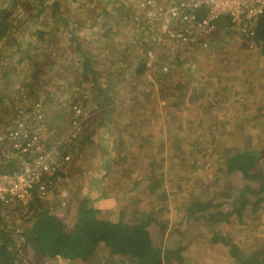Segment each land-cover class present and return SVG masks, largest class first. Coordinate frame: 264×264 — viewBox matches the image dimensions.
Segmentation results:
<instances>
[{
    "label": "rangeland",
    "instance_id": "1",
    "mask_svg": "<svg viewBox=\"0 0 264 264\" xmlns=\"http://www.w3.org/2000/svg\"><path fill=\"white\" fill-rule=\"evenodd\" d=\"M56 1H60V8L68 14L69 28L75 29L78 43L93 55L92 70H97L99 83L109 86L112 79L124 81L125 85L120 86L121 92L112 103L103 106L96 94H92L93 99H88L83 110L80 107L82 100L73 104L75 94L68 86L73 83L76 91L87 96L94 81L90 75L81 87L76 84L78 70H81L77 66L82 61L74 58L66 48L72 43V36L61 34L58 17L52 16ZM137 1L40 0V4H36L33 0H0V8L11 9L15 5L11 21H14L16 31L15 40L9 39L11 33L7 40L0 42L1 54L11 60L10 66L0 65V100L3 97L6 101L0 102V132L21 111L28 114L31 102L38 100L34 92L24 93L29 76L31 84L41 87L40 96L47 108L48 130L45 134L50 141H62L72 130L75 105L79 104L82 110L78 139L72 145L68 144L71 160L55 182L50 198L43 201L52 214L72 226L85 199L99 210L101 218H109L114 223L129 224L137 215L148 219L152 214L158 220L166 219L165 227L154 221L149 223L147 230L153 243L166 251L182 249V261L173 264H243L249 259L252 262L262 259L264 263L263 256H254L264 254V212L251 209L252 213L244 214L242 219L235 213L241 204L238 202L240 192L250 190L249 198L254 202L257 196L252 193L264 180V94L256 93V86L264 88V58L259 56L258 49H248L235 33L226 30L222 31L212 51L210 48L197 53L196 49L180 48L184 51L176 54L186 61V71L175 73V79L181 82L186 105L181 109L183 104L177 100L179 105L175 108L171 105L168 109L159 101L162 97L172 96V89L163 94L155 84L154 74L150 76L149 71L136 77L135 68L140 65L144 43L150 44L155 35L158 39L157 23L144 19L145 14ZM126 10L136 14L134 23H128ZM51 29L55 34L50 36L49 42L43 44L36 38V30ZM107 29L117 31L111 42L106 40ZM147 31L151 32L150 37ZM164 41L162 39V44ZM120 45L126 47L120 48ZM115 50L118 52L113 55ZM161 50L168 49L163 45ZM123 52L128 55L121 59L118 53L123 55ZM170 55L172 52L160 55L158 64L162 68L165 64L170 69L175 65L170 61ZM115 60L120 67L114 64ZM33 65L36 71L31 74L29 69ZM118 68L124 71L123 74L119 71L115 74ZM205 76L212 82L205 84ZM52 78L57 81H51ZM190 79L193 80L190 82ZM200 92L212 113L207 109L200 111L198 104L193 103ZM207 111L208 119L198 115L197 127L192 129L194 116ZM130 124L142 127L130 132ZM241 134H245L242 136L250 143L243 139L245 142L241 146L242 141L238 140ZM124 135L127 136L123 144L115 140ZM135 136L144 142L129 148ZM195 138L209 142L202 152H195L189 146ZM148 139L149 143H145ZM249 148L257 150L262 159V164L254 169L262 172V176L250 184L238 175L227 176L223 172L227 154ZM162 174L165 175L163 182ZM153 176L155 178L150 181ZM228 191L231 195L224 196ZM61 192L67 194L63 199ZM163 194L167 200L161 202L160 207L159 203L153 204L155 196ZM206 198L214 199L217 206L200 219L190 218L185 212L186 206ZM198 214L196 208V216ZM8 221L10 227L21 231V227L29 224V216L16 212ZM18 241L20 245L23 243L19 237ZM23 249L18 252L28 264H31L30 260L35 264H75L62 258L43 259L32 249L24 252ZM107 256L109 258V254Z\"/></svg>",
    "mask_w": 264,
    "mask_h": 264
},
{
    "label": "trees",
    "instance_id": "2",
    "mask_svg": "<svg viewBox=\"0 0 264 264\" xmlns=\"http://www.w3.org/2000/svg\"><path fill=\"white\" fill-rule=\"evenodd\" d=\"M33 1L36 4L40 2V0ZM54 5L55 11L53 12L52 16H55L54 18L58 17V23H60L62 27L60 33H67L72 36V43L66 48H68V50L73 53L74 58L82 61V63L77 66V69L81 68V70H78L79 80L76 83L77 86L81 87L83 81L89 79L88 77L90 75L93 77L94 81V85L91 86L92 90L87 94V96L85 94H81L79 90L76 91L75 85L73 83L72 86H68L70 89H72V93L75 94L73 96L75 99V101H73V104L77 105V102L80 103V100H82L83 105L81 104L80 106L78 104V106L84 109V104L87 103L88 99H93L92 94H96L97 100L102 101L103 106L108 105L109 102L112 103L115 100L117 94L121 92L120 89L122 88H120V86L125 85L124 81H120L117 78L112 79L108 84L109 86L104 83H99L98 79L96 78V73H98L97 70H92L91 60L93 58V55H91L87 51L88 49L82 48V46L78 43L79 39L77 37L75 29L70 30L71 27L69 28V16L62 10V8H60V1H56ZM14 8L15 5H13L11 9L7 7L0 8V42L7 40L11 33L13 34L9 39H11L12 41L15 40L14 33L16 31L14 28V21H11V17L14 13ZM106 10L107 9H104L105 13H107ZM125 13L129 16L128 23H134L137 20V16H135L136 14H132L131 10H126ZM119 18L122 19L123 16L119 15ZM30 19L32 20L33 17H30ZM144 19L146 20V18ZM118 24H120V22ZM126 24L127 23L125 21L124 26H126ZM80 26L81 25H79V27ZM138 28H140V26H138ZM227 28L228 26L226 25L224 30L228 32L229 29ZM35 34L37 35L36 38H38V40L44 44L49 42L50 36L53 37L55 32L53 29L36 30ZM116 34L117 31L113 29H107L106 40H110L111 42V39L113 40L112 37ZM147 36H151L150 31H147ZM156 40L157 35H155L154 37L152 36V38L150 39V44L144 43L145 50L142 52L143 56L141 58L140 65L135 68L136 77H141L142 74H145L151 69V73L154 74L153 77L156 80L155 84H157L162 89V93L165 94L168 89H172L173 91L172 96L162 97L159 102L162 101L166 106H168L169 109L171 105H173V108L177 107L179 105L177 103L178 100L180 104H183V106H181V109H184L186 105V94L182 90L181 82L175 79V73L186 71V68L184 67L186 61L181 60V58L176 54L177 52L184 50L173 49V47L169 46L166 47V49L168 50H164L165 52H162V54H168L172 52V55H170L172 59H170V61L174 62L175 65L170 69L168 73H164L162 71V67L158 64L161 56H158L156 58V61L155 63H153L152 67H150L149 65L151 60L149 52L154 49L153 47L156 43ZM255 42L256 49H258L257 51H259V56H262L264 58V16L257 23ZM50 46L52 47V44ZM120 46V48L126 47L125 45ZM212 50L213 48L211 49V51ZM113 51V55H116L118 52L117 50H115V53ZM202 51L205 52L203 48L196 49L197 53ZM126 53L127 52H123V55H121L120 53L118 54L120 55L119 57L122 56L123 58H126V56L128 55V53ZM1 55L2 54L0 51L1 67H3L4 65L10 66V58H6ZM114 64L117 67H120L119 64L116 63V60L114 61ZM29 70L32 74L34 71H36V66L33 65V67H31V69ZM131 70H134V68H132ZM117 71H119L120 74H123L124 72L121 68H118L115 70V74ZM189 71L191 70H188V72ZM192 80L193 79H190L189 81L191 82ZM51 81H57V79L52 78ZM209 82H212V80L209 77L205 76L204 83L207 84ZM59 84H61V82H59ZM252 85L256 86V83L252 82ZM24 88V93L29 94L31 92H34V96L36 95V98L38 100H42L40 96V85H37L36 83L31 84L29 82V76ZM258 91L264 94V88L259 89L256 86V93ZM34 96L31 95V98H33ZM0 102L5 103L6 101L2 97ZM159 102H157V105H159ZM193 103L198 104L197 108L200 111L205 109L210 110L211 113L213 111L209 108L210 106L207 99L204 97L203 92L197 93V97L194 99ZM245 110H248L247 106H245ZM208 113L209 111H207L206 114H196L190 127L195 130V127H197L196 124L199 121L197 120V116L201 115V119H208ZM15 121H17V117H14L13 122L11 124H8L4 128L8 129L12 127ZM126 121L127 119L123 120V122ZM182 121L186 122V120L183 119ZM167 126H171V123H167ZM140 127L142 126L130 124V132L135 131L136 128ZM119 128L121 129V127ZM191 133L192 132H189V134ZM242 135L245 134H241L238 137V140L242 141L241 146L245 141L249 142V140H247V138L245 139V137H243ZM126 136L127 135L118 136L115 140H120V143L123 144V139ZM243 139H245V141H243ZM140 141L142 140H139V137L135 136V141L130 145V147V143L127 144V147H134L136 143ZM145 143H149V139L145 141ZM116 144H118V142H116ZM207 144H209L208 141L205 142L203 140H199V138H195L190 142L189 146L193 147V150L195 152H202L204 149H206L205 145ZM67 147H70V145L67 144ZM129 148H126V150H129ZM251 149L254 148L245 150L240 149L239 151L241 152L235 154H227L225 160L223 161L225 165L223 172L227 176L238 175V177L248 181L246 182L248 184L259 180V178L262 176V172H255L254 169L255 167H258V165L262 164V159L259 158L260 153L257 152V150ZM176 156H178V154ZM58 177L59 175L55 176L54 181H56ZM154 178L155 176L150 178V181H153ZM164 178L165 175L162 174V182L164 181ZM156 190L157 188L154 190L152 189L153 192H155ZM245 192L246 191L240 192L238 202H241V204L237 206L235 210L238 219H242L244 217V214L246 216L251 214V209L258 208L259 210L264 212V180L262 186L258 190H256L255 193H252L253 195H256L258 197H256L254 202L249 198L250 190L246 193ZM230 195L231 191H228L224 194V196ZM166 200L167 197L165 194L159 196L156 195L155 199L153 200V204L155 202L159 203L158 206L160 207L161 202ZM216 206L217 204L214 203V199H197V201H193L192 204L186 206L185 212H188L190 218L200 219L201 216H205L208 210ZM165 207L166 209H168L167 206ZM196 208L199 211V214L197 216ZM16 212L21 215L26 214L27 216H29V224L21 227V231H16L13 227L9 226L8 218H13L16 215ZM254 213L255 211H253V214ZM99 214V210H97L93 205H90L89 201L85 199L81 203L79 210H77L76 212V218L73 225L70 226L64 223L55 214H52L50 207L41 200H37L36 202L31 203L28 207H23L19 204L8 206L0 203V264L26 263L27 259L23 257V254L21 252H18L23 248V252L25 250L32 249L35 255H39L43 259L50 260L62 258L73 261L75 262V264H173L174 261H182L181 248L177 250L166 251L163 249L164 247L161 246V248L156 246L152 241L150 232L147 230V227L151 221L158 223V225H161V227H165L166 219L158 220L157 218L153 217L152 214H149L150 216L148 219L143 218L142 215H137L129 224H126L121 221L118 223H114V221H112L111 219L109 220V218H101ZM18 237L23 240V243L21 245L18 241ZM108 254L109 258L107 256ZM254 256L264 257V254H256ZM253 261L254 262L249 259L243 262V264H264L262 262V259H260L259 262L256 260ZM30 262L31 264L36 263L33 260H30Z\"/></svg>",
    "mask_w": 264,
    "mask_h": 264
},
{
    "label": "built area",
    "instance_id": "3",
    "mask_svg": "<svg viewBox=\"0 0 264 264\" xmlns=\"http://www.w3.org/2000/svg\"><path fill=\"white\" fill-rule=\"evenodd\" d=\"M137 3L144 17L157 23L158 39L149 52L150 67L162 54L159 50L163 45L173 49H212L226 25L248 49L257 50L256 27L264 16V0H138ZM162 71L168 73L170 66L165 64ZM31 103L28 114L21 111L13 126L0 132V203L8 206H26L36 198L48 200L59 179L54 181V177L60 176L71 160L67 144L72 145L78 139L79 114L83 109L75 105L72 130L62 141H50L45 134L47 108L42 100ZM66 195L61 192L60 198Z\"/></svg>",
    "mask_w": 264,
    "mask_h": 264
},
{
    "label": "crops",
    "instance_id": "4",
    "mask_svg": "<svg viewBox=\"0 0 264 264\" xmlns=\"http://www.w3.org/2000/svg\"><path fill=\"white\" fill-rule=\"evenodd\" d=\"M77 119H79V118H77ZM37 200H41V199H37V198H36V199L34 200V202H36ZM41 201H44V200H41ZM31 203H33V202H31ZM31 203H30V204H31ZM30 204H29V205H30ZM19 205H21V206H23V207H28V206H29V205L25 206V205H22V204H19ZM105 209H106V211L108 210L107 207H105ZM27 263H28V261H27Z\"/></svg>",
    "mask_w": 264,
    "mask_h": 264
},
{
    "label": "clouds",
    "instance_id": "5",
    "mask_svg": "<svg viewBox=\"0 0 264 264\" xmlns=\"http://www.w3.org/2000/svg\"><path fill=\"white\" fill-rule=\"evenodd\" d=\"M228 33H231V32H229V30H228Z\"/></svg>",
    "mask_w": 264,
    "mask_h": 264
}]
</instances>
